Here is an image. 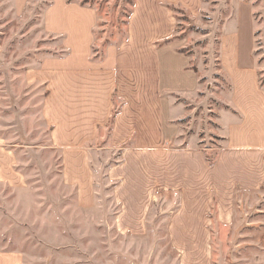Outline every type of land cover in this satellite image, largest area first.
Listing matches in <instances>:
<instances>
[{"label": "crops", "instance_id": "1", "mask_svg": "<svg viewBox=\"0 0 264 264\" xmlns=\"http://www.w3.org/2000/svg\"><path fill=\"white\" fill-rule=\"evenodd\" d=\"M30 1L13 0L14 10L24 12ZM173 1L134 0L127 38L95 57L98 8L49 0L42 20L56 51L26 74L28 81L43 85V118L62 153L64 184L76 190L81 208L96 204L92 144L112 120L108 145L119 158L107 178L119 231L145 234L160 198L179 264H212L213 239L235 243L232 255L239 261L264 264V63L254 45L257 8L246 2L252 32L246 55L239 44L218 45L227 87L220 92L229 109L220 115L224 143L212 164L206 153L212 148L185 133L189 108L180 98L200 97L208 85L174 39ZM17 160L16 147L0 136V188L28 185ZM249 251L256 252L253 259ZM0 264H23V255L1 248Z\"/></svg>", "mask_w": 264, "mask_h": 264}, {"label": "rangeland", "instance_id": "2", "mask_svg": "<svg viewBox=\"0 0 264 264\" xmlns=\"http://www.w3.org/2000/svg\"><path fill=\"white\" fill-rule=\"evenodd\" d=\"M79 1H87L100 11L95 57L101 56L108 44H119L126 38L134 0ZM247 1H173L174 39L181 41L202 83L208 85L200 97L180 98L189 108L185 133L196 137L203 148H212L206 152L212 161L217 147L224 143L220 115L229 109L220 92L227 87L217 60L218 45L222 40L239 44L246 55L252 45ZM48 2L31 0L21 13L14 10L13 0H0V136L16 147L17 167L28 183L24 188H0V249L21 252L23 264H179L178 253L167 238L168 215L161 209L160 198L145 234L122 233L114 223L118 205L107 169L119 158V151L108 145L112 120L100 129L92 144L95 206L81 208L76 190L64 184L62 153L52 145V129L42 114L43 85L29 82L26 75L56 51L57 42L45 32L42 20ZM249 2L257 8L258 31L256 44L253 42L264 63V0ZM262 79L264 85V74ZM234 244L228 239H213L212 264H241L242 260L232 255ZM248 255L253 259L256 252L249 251Z\"/></svg>", "mask_w": 264, "mask_h": 264}, {"label": "trees", "instance_id": "3", "mask_svg": "<svg viewBox=\"0 0 264 264\" xmlns=\"http://www.w3.org/2000/svg\"><path fill=\"white\" fill-rule=\"evenodd\" d=\"M83 3H87V1H84ZM131 13H132V12H131ZM130 15H131V14H130ZM129 17H130V16H129ZM127 36H128V34H127ZM127 36H126V38H127ZM126 38H125V39H126ZM125 39H124V40H125ZM124 40H123V41H124ZM208 160H209V159H208ZM209 162L212 163V164H214V163H215V160H214V161L209 160Z\"/></svg>", "mask_w": 264, "mask_h": 264}]
</instances>
